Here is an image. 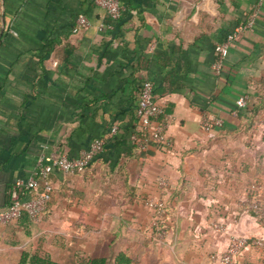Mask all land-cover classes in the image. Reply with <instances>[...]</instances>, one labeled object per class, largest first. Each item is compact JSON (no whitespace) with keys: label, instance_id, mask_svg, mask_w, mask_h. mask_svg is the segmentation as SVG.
<instances>
[{"label":"crops","instance_id":"1","mask_svg":"<svg viewBox=\"0 0 264 264\" xmlns=\"http://www.w3.org/2000/svg\"><path fill=\"white\" fill-rule=\"evenodd\" d=\"M119 1L122 15L111 21L93 0H0V210L40 154L77 158L93 139L105 143L85 173L51 175L43 221L23 216L0 227V264H17L38 234L64 230V220L86 240L104 218L112 254L133 264H216L210 255L231 235L264 238V225L244 211L252 198L264 201V4ZM78 14L90 27L74 35ZM250 19L216 75L215 45ZM145 80L166 115L169 145L141 149L129 139ZM208 117L222 126L205 133ZM148 200L164 202L157 226ZM235 264H264V251H245Z\"/></svg>","mask_w":264,"mask_h":264},{"label":"built area","instance_id":"2","mask_svg":"<svg viewBox=\"0 0 264 264\" xmlns=\"http://www.w3.org/2000/svg\"><path fill=\"white\" fill-rule=\"evenodd\" d=\"M96 7L105 12L111 21L118 20L123 12V6L119 0H93ZM257 6L264 4V0H257ZM253 26V19L246 24L239 25L229 33L225 39L217 43L214 47V61L211 65L213 72L220 75L224 62L229 54V50L238 36L245 30H250ZM90 27V22L84 14H78L75 18L72 34L77 35L86 31ZM238 109L245 108L244 99L236 101ZM136 128L129 139L139 148L143 149L150 144L166 146L170 144V139L166 136L167 118L162 107L154 98L153 85L150 81L142 82L138 94L136 107ZM222 121L215 117H208L202 120L201 128L205 133L211 132L215 128L222 126ZM117 127L110 129V135H116ZM104 140L101 138L93 139L88 148L80 153L77 158H68L60 154L55 158H48L40 154L36 160V167L32 174L25 181H18L10 190L9 205L0 210V227H8L18 221L22 213H25L31 222L37 223L48 204L51 202L53 186L49 176L54 172L65 175L83 174L90 166L92 161L98 157L104 148ZM42 184V191L36 197H30L28 200H22L21 195L30 194L39 188ZM157 184L161 189L167 187L164 179H158ZM252 190L259 191L260 187L253 185ZM146 205L152 209L154 216V225H158V219L165 214V205L162 200H148ZM244 211L252 216L262 225H264V201L258 198H252L247 201ZM215 230L221 232L222 229L214 226ZM159 235L163 232L158 230ZM248 250L264 251V238H248L239 235H231L228 239L227 248L222 253H212L210 260L216 264H234L235 261Z\"/></svg>","mask_w":264,"mask_h":264},{"label":"rangeland","instance_id":"3","mask_svg":"<svg viewBox=\"0 0 264 264\" xmlns=\"http://www.w3.org/2000/svg\"><path fill=\"white\" fill-rule=\"evenodd\" d=\"M47 211L48 209L37 223L43 221ZM105 222V219L101 217L98 223L100 229L96 227L94 233L85 234L83 232L84 236H87L86 240L79 239V242L74 243L71 241L74 234L70 233L69 230L67 231L66 224L68 222L64 220V230L57 227L54 231L46 230V232L38 234L29 249L21 251L19 261L22 253L26 252L29 255H38L41 258L47 257L56 264H75L79 260L88 261L89 259L102 258H112V263L114 254H112L109 246L112 237L109 232L102 229Z\"/></svg>","mask_w":264,"mask_h":264},{"label":"trees","instance_id":"4","mask_svg":"<svg viewBox=\"0 0 264 264\" xmlns=\"http://www.w3.org/2000/svg\"><path fill=\"white\" fill-rule=\"evenodd\" d=\"M256 112H257V109L253 112V114L255 115ZM133 144H135V143H133ZM95 159L93 161H95ZM93 161H92V163H93ZM89 167L87 168V170L89 169ZM51 175L49 176V178L51 177ZM50 182H51V180H50ZM39 184L40 185H39V188L37 190L32 191L30 194H28L30 197H36L42 191V184H41V182ZM53 192H54V190H53ZM52 196H53V193H52ZM45 212H44V214H45ZM23 216L26 217L27 220L31 224H33V222L30 221V219L28 218V216L25 213H22L19 219H21ZM85 223H87L86 220L83 217H81V218L78 219V224L76 226L80 230L82 228V224L85 225ZM80 232L81 231H79L78 235L81 234ZM71 241L74 242V243H77V242H79V238L73 237ZM113 257L114 258H113L112 263H111L112 258H102V259H89L88 261L79 260L75 264H132V259L129 258V256L127 255V253H118L116 255L114 254ZM18 264H56V263L50 261V259L47 258V257L41 258L38 255H29L28 253L25 252V253H22L21 259H20V261H19Z\"/></svg>","mask_w":264,"mask_h":264}]
</instances>
